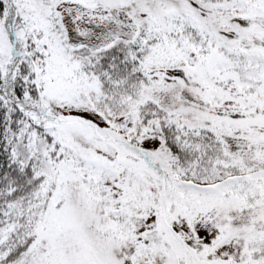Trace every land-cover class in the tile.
Returning <instances> with one entry per match:
<instances>
[{
  "label": "snow or ice",
  "instance_id": "snow-or-ice-1",
  "mask_svg": "<svg viewBox=\"0 0 264 264\" xmlns=\"http://www.w3.org/2000/svg\"><path fill=\"white\" fill-rule=\"evenodd\" d=\"M0 264H264V0H0Z\"/></svg>",
  "mask_w": 264,
  "mask_h": 264
}]
</instances>
